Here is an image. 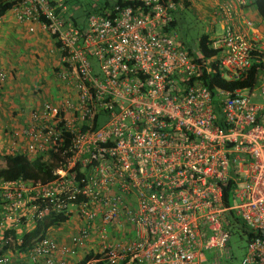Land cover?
Masks as SVG:
<instances>
[{
    "label": "built area",
    "instance_id": "1",
    "mask_svg": "<svg viewBox=\"0 0 264 264\" xmlns=\"http://www.w3.org/2000/svg\"><path fill=\"white\" fill-rule=\"evenodd\" d=\"M3 1L50 35L69 89L10 132L5 154L40 158L50 177H0L3 243L18 252L53 214L77 225L67 240L47 233L20 250L30 264H77L84 250L93 252L84 264H226L229 228L241 224L239 264H264V16L242 12L250 0H212L211 56L181 46L183 0H115L84 25L63 0ZM252 66L250 87L212 82L215 73L237 82ZM10 256L0 264H24Z\"/></svg>",
    "mask_w": 264,
    "mask_h": 264
},
{
    "label": "crops",
    "instance_id": "2",
    "mask_svg": "<svg viewBox=\"0 0 264 264\" xmlns=\"http://www.w3.org/2000/svg\"><path fill=\"white\" fill-rule=\"evenodd\" d=\"M183 1L185 3L184 9L192 8L200 17L205 14L204 18L211 15L212 0H194L195 5L192 4L191 0ZM242 12L255 21H260V15L253 0H250V3ZM29 28H32V30L30 31ZM259 28L264 31V24ZM53 47L52 38L38 24L19 22L9 10H6L0 16V71L5 74L3 81H0V151L2 153H7L5 152L6 148L9 150L10 132L14 128L22 126L29 109L39 105L42 101L56 104L61 103L68 97L69 89L57 76V54L54 52ZM39 64L45 67L51 65L55 71L56 78L54 77V79L56 82L50 86V94L48 89L43 91L36 87L28 92L29 85L24 87L26 83L23 82L22 77L25 76V79L30 77L28 75L29 70H31L29 66H38ZM31 72L34 75V71ZM52 216L54 217L53 214H50L48 217ZM41 222L37 225L39 229L35 227L27 232L33 235L32 239L30 238L31 242H35L47 233L58 240L64 241L70 234V232L64 231V227L70 225L69 221L53 224L47 227L44 233H41ZM17 249L19 253L16 250L12 252L11 261L13 263L30 264L21 256L23 253L21 254L20 250L22 251L25 248ZM4 251L7 254L8 249ZM83 254L88 255L93 254V252L80 251L77 254V259H83L86 256L82 258ZM70 262L71 260L68 261V264H71Z\"/></svg>",
    "mask_w": 264,
    "mask_h": 264
},
{
    "label": "rangeland",
    "instance_id": "3",
    "mask_svg": "<svg viewBox=\"0 0 264 264\" xmlns=\"http://www.w3.org/2000/svg\"><path fill=\"white\" fill-rule=\"evenodd\" d=\"M115 0H63V4L66 8V16L72 18L77 25H84L86 23V18L91 13H98L103 9H106L114 3ZM192 4L195 5L194 0H191ZM204 15V16H203ZM202 17L193 11L192 8L184 9L178 8L175 13V29L177 30L178 40L184 49H189L194 53H198V38L202 35L212 36L220 31V22L213 16L208 15L206 18L205 14ZM28 79L25 76L22 77L25 86L29 85V91L34 88L42 89L50 94V86L56 82L55 71L48 65L47 67L29 66ZM34 71V75L31 71ZM247 93V92H246ZM252 101L261 103L262 97L258 94V89L254 90ZM6 130V129H5ZM230 203H234V199L230 198ZM70 225L64 227L65 232H70L77 225L76 222L72 220L69 222ZM230 237L228 239V244L230 245L232 256L228 259L226 264H239L241 258L244 256L246 248V234L243 233V228L241 224H235L229 228ZM23 231L22 227L17 229V233ZM64 232V233H65ZM68 234V233H67ZM66 234V235H67ZM67 240V239H66ZM206 257L210 254L204 253ZM200 264H211L210 259L206 262H201Z\"/></svg>",
    "mask_w": 264,
    "mask_h": 264
},
{
    "label": "trees",
    "instance_id": "4",
    "mask_svg": "<svg viewBox=\"0 0 264 264\" xmlns=\"http://www.w3.org/2000/svg\"><path fill=\"white\" fill-rule=\"evenodd\" d=\"M253 2L257 7L259 15L264 16V0H253ZM9 7H10V3L0 0V15H2L6 10H8ZM102 11L98 13H101ZM198 50L204 56H211L215 53L212 49H210L207 46V36L205 35H202L198 39ZM255 72H256L255 68L254 66H252L248 71V74L245 76V78H242L237 82L220 79V77L216 75L217 73H215L214 76L212 77V82L215 83V85L227 87V88H234V87L246 88L253 85L255 79ZM0 177L4 179L22 178L24 181H32V180L42 181L49 179L50 168L46 163L41 162L40 158L29 160L23 156L5 154L0 152ZM225 201H226V197H225ZM65 220L66 218L61 215H54V217L47 216L41 222L42 224L41 233H44L47 227L53 224L64 222ZM36 228L39 229V226ZM32 236L33 235H31L30 233H26L22 239V242L20 244H15V248L16 249L27 248L31 246L33 244V242L30 241L32 239ZM1 243L2 241H0V253L1 251H4L7 247V246H3V244ZM90 256H92V254L86 255L78 264H84L85 261ZM94 264H107V263L99 261Z\"/></svg>",
    "mask_w": 264,
    "mask_h": 264
},
{
    "label": "clouds",
    "instance_id": "5",
    "mask_svg": "<svg viewBox=\"0 0 264 264\" xmlns=\"http://www.w3.org/2000/svg\"><path fill=\"white\" fill-rule=\"evenodd\" d=\"M208 37V36H207ZM199 39V38H198ZM1 152V151H0ZM11 180V179H10ZM24 234H26V233H24ZM0 241H2V243L1 244H3V246H7V245H5L4 243H3V239H0ZM6 249H10V251L8 250V252H7V254H12V252H14V248H13V245H11V248H9V246H7L6 247ZM5 249V250H6ZM1 253H4V254H6L5 253V251L3 252V251H1Z\"/></svg>",
    "mask_w": 264,
    "mask_h": 264
}]
</instances>
